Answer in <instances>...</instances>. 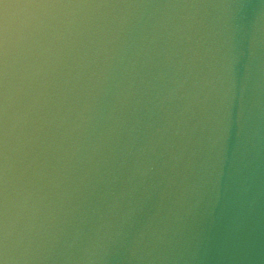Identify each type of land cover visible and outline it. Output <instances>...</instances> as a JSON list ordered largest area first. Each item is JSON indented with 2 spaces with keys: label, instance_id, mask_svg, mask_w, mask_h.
Instances as JSON below:
<instances>
[{
  "label": "water",
  "instance_id": "1",
  "mask_svg": "<svg viewBox=\"0 0 264 264\" xmlns=\"http://www.w3.org/2000/svg\"><path fill=\"white\" fill-rule=\"evenodd\" d=\"M4 4L15 6L13 33L21 9L63 13L43 80L47 102L25 151L40 173L35 182L62 199L67 226L89 223L139 164L148 196L132 231L151 222L167 236L152 256L108 264H264V18L259 69L249 57L264 0H0V27ZM224 5L237 13L238 41L226 109L216 92L198 95L213 70L208 49L226 26L215 8ZM3 127L0 115V163ZM11 147L15 215L20 162L15 140Z\"/></svg>",
  "mask_w": 264,
  "mask_h": 264
},
{
  "label": "clouds",
  "instance_id": "2",
  "mask_svg": "<svg viewBox=\"0 0 264 264\" xmlns=\"http://www.w3.org/2000/svg\"><path fill=\"white\" fill-rule=\"evenodd\" d=\"M14 7L3 5L5 22L0 27V115L4 121L0 163V264H108L117 255L142 260L159 252L167 236L166 227H156L150 222L132 231L136 215L148 196V188L141 187L147 170H142L139 164L119 189L105 194L92 210L89 223L73 218L71 227L67 226L62 199L58 202L50 198L35 182L34 177L40 173L34 161L26 162L25 149L42 119V105L47 102L42 90L43 80L48 75L53 45L60 39V29L54 22L63 13L50 5L35 6L30 11L21 9L23 19L13 33L8 19ZM195 9L207 8L197 6ZM215 9L225 16L226 26L217 33L215 46L208 49L212 53L213 70L203 78L198 95L207 99L216 92L226 109L235 95L232 70L238 58V41L233 21L237 13L227 5ZM262 18L264 10L258 13L249 38V57L256 69H259L258 50L261 49L257 22ZM223 48L227 51L221 54ZM37 80L41 84L33 87ZM13 140L19 156L21 182L15 215L11 211L9 191Z\"/></svg>",
  "mask_w": 264,
  "mask_h": 264
}]
</instances>
